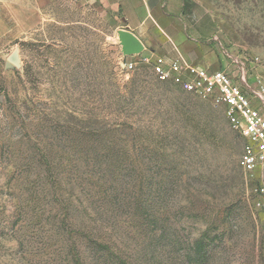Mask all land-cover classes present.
Instances as JSON below:
<instances>
[{"label":"rangeland","instance_id":"374dc122","mask_svg":"<svg viewBox=\"0 0 264 264\" xmlns=\"http://www.w3.org/2000/svg\"><path fill=\"white\" fill-rule=\"evenodd\" d=\"M23 1L0 0V264H75L87 231L126 264H264V171L243 169L225 106L161 79L155 55L125 57L98 2ZM194 1L217 59L178 60L256 102L264 0Z\"/></svg>","mask_w":264,"mask_h":264},{"label":"crops","instance_id":"0c3cea01","mask_svg":"<svg viewBox=\"0 0 264 264\" xmlns=\"http://www.w3.org/2000/svg\"><path fill=\"white\" fill-rule=\"evenodd\" d=\"M43 1L25 0L24 8L38 11ZM90 1L117 13V29L126 28L137 35L145 46L143 54L148 52L149 57L155 55L169 62L183 57L203 67L215 65L217 56L203 41L211 33L214 18L201 11L194 0ZM197 25L202 26L196 29Z\"/></svg>","mask_w":264,"mask_h":264},{"label":"built area","instance_id":"2783aa9c","mask_svg":"<svg viewBox=\"0 0 264 264\" xmlns=\"http://www.w3.org/2000/svg\"><path fill=\"white\" fill-rule=\"evenodd\" d=\"M134 64L126 62L125 67L132 69ZM154 70L161 79H170L186 91L223 104L232 128L246 140L241 156L243 169L250 175L264 171V95L256 93L259 100L255 102L225 71H211L183 59L169 62L158 57ZM257 191L264 202V184Z\"/></svg>","mask_w":264,"mask_h":264},{"label":"trees","instance_id":"16d2710c","mask_svg":"<svg viewBox=\"0 0 264 264\" xmlns=\"http://www.w3.org/2000/svg\"><path fill=\"white\" fill-rule=\"evenodd\" d=\"M90 232L87 231L86 236L89 242L94 243L93 248H91L94 252V255L92 257H88V255H85L83 257V255H80V252L78 253V250L77 254L75 253L73 256L75 259V264H126L125 261H121V258H118V260H116L114 258V256H116L114 254L115 251L110 250L108 247L106 248L105 243L100 242V240H98L97 238H94V235ZM107 249H109L110 251ZM110 257L113 258L112 261L110 260Z\"/></svg>","mask_w":264,"mask_h":264},{"label":"water","instance_id":"95a60500","mask_svg":"<svg viewBox=\"0 0 264 264\" xmlns=\"http://www.w3.org/2000/svg\"><path fill=\"white\" fill-rule=\"evenodd\" d=\"M117 35L122 53L125 57L141 54L145 50V46L141 39L132 31L126 28H120L117 30ZM17 62L18 54L17 52H14L9 56L8 64ZM123 65L125 66V63Z\"/></svg>","mask_w":264,"mask_h":264}]
</instances>
